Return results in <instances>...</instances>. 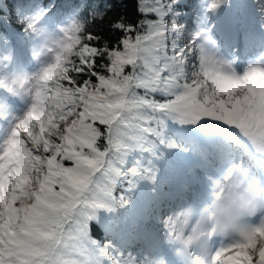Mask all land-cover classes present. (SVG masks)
<instances>
[{"label":"snow or ice","instance_id":"6c2138e0","mask_svg":"<svg viewBox=\"0 0 264 264\" xmlns=\"http://www.w3.org/2000/svg\"><path fill=\"white\" fill-rule=\"evenodd\" d=\"M0 264H264V0H0Z\"/></svg>","mask_w":264,"mask_h":264}]
</instances>
